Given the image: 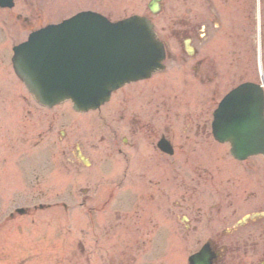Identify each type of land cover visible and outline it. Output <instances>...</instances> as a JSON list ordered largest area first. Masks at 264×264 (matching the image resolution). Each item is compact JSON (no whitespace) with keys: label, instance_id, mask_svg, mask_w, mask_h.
<instances>
[{"label":"rangeland","instance_id":"374dc122","mask_svg":"<svg viewBox=\"0 0 264 264\" xmlns=\"http://www.w3.org/2000/svg\"><path fill=\"white\" fill-rule=\"evenodd\" d=\"M148 1L30 0L28 5L32 6V18L43 17L31 25L37 28L84 9L103 10L110 18L117 19L137 11L144 12ZM15 2L17 8L22 9L21 0ZM164 7L167 9L165 13H161L159 20L154 19L160 27L163 20L178 15L176 0H166ZM221 7L228 10L235 21L234 30L231 23L223 20L219 41L214 45L219 49L203 50L216 61V86L207 83L200 86L185 70L167 62L163 73L154 75L149 81L123 87L108 103L83 116L71 115L68 103L45 111L28 99L22 85L13 78L8 59L11 47L23 41L31 29L30 26L22 28L8 22L5 12H0V219L18 207L31 209L39 204H65L68 208L66 212L62 208H52L32 212L28 218H17L16 223L26 222L24 230L15 222L10 224L8 232L0 229V245H4L7 252L0 258V264H14L25 257V264H102L104 258L115 253L119 236L110 235V231L104 228L118 223L132 227L139 221V212L128 202L132 198L125 201V191L131 189L129 185L122 187L121 184V176L128 165L124 168L121 158L111 153L113 147L121 145L117 135L125 126L116 111L118 105L125 107L128 114L138 111L146 102L150 88L166 94L173 107L171 125L175 132L170 139L177 150L170 157L171 190L176 189L181 180L187 183L193 169L200 168L197 172L202 180L195 189L197 195L200 194L196 205L202 207L203 221L214 222L218 231L229 228L252 208L246 202L248 189L264 195V161L256 158L251 167L246 162H234L228 147L214 143L207 131L197 138L181 133L190 124L208 126L215 104L238 83H259L260 62L264 75V0H230L227 7ZM239 26L244 28L241 33L244 45L242 49H231V46L228 49L231 41L226 37L229 33L238 34ZM211 46L213 48V44ZM124 96L126 99L122 101ZM76 145L82 151L91 146L105 152L94 163L103 167L109 164L100 178L97 166V169L71 167ZM193 149L196 150L194 154ZM21 152H25L24 160ZM103 159L108 162L102 163ZM201 168H206L205 174ZM87 186L90 189L88 195L83 192ZM84 200L89 213L83 205ZM139 203L145 206L141 200ZM155 206L148 205L154 220L159 215L153 208ZM170 209V221L179 222L183 212L181 214L173 205ZM158 220L162 219L159 217ZM243 232L245 235L246 230ZM245 248L237 247V252L247 258L246 263L264 261V242Z\"/></svg>","mask_w":264,"mask_h":264},{"label":"flooded vegetation","instance_id":"af4514ba","mask_svg":"<svg viewBox=\"0 0 264 264\" xmlns=\"http://www.w3.org/2000/svg\"><path fill=\"white\" fill-rule=\"evenodd\" d=\"M176 1L179 7L178 15L163 20L161 27L159 26L160 30L167 34L165 36L159 34L160 38L174 39L177 44V48L169 43L166 44L168 60L177 63L198 84L207 83L216 86V61L203 50L219 49L218 46L214 48V45L219 41L218 34L222 31L224 17L227 18L229 24L231 23V27L233 25L232 29L234 30L235 21L230 17L228 10L221 7H227L230 0ZM29 3L28 0H21L22 9H18L16 6L5 16L8 22L17 21L28 24L35 22V20H30L34 13H32V6L29 7ZM162 7V12L165 13L167 9L164 4ZM235 28L238 31V25ZM243 29L239 26V33L235 34L236 37L233 33L227 35L226 38L231 41L228 49L230 46L231 49H242L241 47L244 45L243 40L241 41ZM211 44H213V48ZM210 76L212 77L210 78ZM159 93L155 92L154 88H150L146 102L133 113L128 114L127 109L122 105L117 107L116 113L121 115V121L125 123V126L117 135V139L121 140V145L117 144L113 147L111 153L117 154L122 161L131 165V173L121 176V184L122 187L124 184L129 185L128 188L131 189L129 192H125L126 196L132 198L130 207L139 212V221L133 223L132 227L122 226L123 224L118 223L116 226L104 228V230L110 231V235L119 236V241L115 253L104 258L102 264H187V257L198 251L205 243L214 253L209 264H247L242 261L240 255L228 253V247L232 242L219 236L214 222L202 221V207L196 205L200 194L198 196V191L195 189L200 184L197 181L200 179L197 173L200 168L193 169L194 173H192L189 183L182 182L183 189L177 191V198L173 201L174 208L184 214L180 216V219H185V221H170L172 206L170 156L162 153L157 148V143L161 138L170 142V135L175 130L171 125L173 109L171 100L166 94ZM125 99L124 96L122 101ZM185 129L181 133L197 135L198 130H205V127L190 124ZM23 143L24 141L21 142V144ZM103 153L105 152H100L99 149L89 146L83 150L82 155L88 159L92 167L96 158ZM21 155L25 156V152H21ZM74 159L75 162H78L76 155H74ZM187 159L185 157V160ZM104 162L103 159L102 163ZM248 163L250 167L254 165L252 162L248 161ZM96 166L98 167L97 176L100 178L106 168L102 164ZM193 166H196V163ZM85 192L87 195L90 193L88 186ZM261 193L263 192L254 196V193L249 190L247 201L253 208V211H249L250 213L264 211V195ZM140 200L145 206L140 205ZM151 204L156 205L153 208L159 213L158 218L160 217L162 220H158V218L154 220L153 213L148 209V205ZM135 217L138 216L135 215ZM6 225H8L7 222L2 223L0 229L4 231ZM248 226L251 229L261 230L264 229V221L256 220ZM248 235V240L252 241L251 230ZM1 246L0 258L5 256L4 246ZM219 246L223 247L224 253L219 252Z\"/></svg>","mask_w":264,"mask_h":264},{"label":"water","instance_id":"95a60500","mask_svg":"<svg viewBox=\"0 0 264 264\" xmlns=\"http://www.w3.org/2000/svg\"><path fill=\"white\" fill-rule=\"evenodd\" d=\"M156 1L158 0L150 4L152 11H155ZM71 25L75 31L79 30L74 37L75 49H71L74 66L37 59L35 52L41 51L37 49V45L40 44V38L47 37L46 35L35 38L28 46L23 47L31 48L28 56L31 55L32 59L29 62L34 67L40 66L38 69L41 74L37 71L33 73V69L29 67H22V62H25L22 57V60H14L19 77L43 103L53 105L71 99L77 110L95 109L108 100L111 91L128 81L130 71L120 66L135 63L133 58L119 59L116 50L124 54L136 52L145 58L150 55L145 62L152 59L153 52L161 57L162 49L154 39L151 26L144 19L135 17L109 24L104 19L90 18L87 21L76 20ZM91 41L94 45L92 48ZM87 46L92 50L85 49ZM19 50L23 51V55L27 51ZM93 51L92 59L83 65L85 55ZM101 53L104 58H99ZM135 67L136 65L132 69ZM134 76L135 74L133 78ZM215 119L218 129L216 137L221 142L230 143L231 153L236 159L264 155L263 91L260 86L248 83L230 92L219 104ZM247 219L248 217H244L237 226H242ZM194 259L197 258L194 257L192 261Z\"/></svg>","mask_w":264,"mask_h":264},{"label":"bare ground","instance_id":"6f19581e","mask_svg":"<svg viewBox=\"0 0 264 264\" xmlns=\"http://www.w3.org/2000/svg\"><path fill=\"white\" fill-rule=\"evenodd\" d=\"M258 67L261 68V62H260V65ZM260 70H261V73H262V68ZM260 79H261V81L263 82V85H264L263 73H262V77L260 76Z\"/></svg>","mask_w":264,"mask_h":264}]
</instances>
